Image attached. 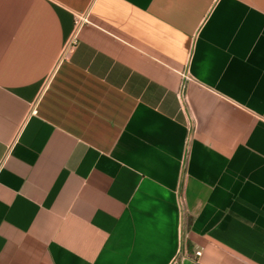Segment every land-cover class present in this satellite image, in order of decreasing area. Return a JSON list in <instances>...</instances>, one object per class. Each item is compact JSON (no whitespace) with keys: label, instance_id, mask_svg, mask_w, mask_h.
<instances>
[{"label":"crops","instance_id":"obj_1","mask_svg":"<svg viewBox=\"0 0 264 264\" xmlns=\"http://www.w3.org/2000/svg\"><path fill=\"white\" fill-rule=\"evenodd\" d=\"M0 264H264V0H0Z\"/></svg>","mask_w":264,"mask_h":264},{"label":"built area","instance_id":"obj_2","mask_svg":"<svg viewBox=\"0 0 264 264\" xmlns=\"http://www.w3.org/2000/svg\"><path fill=\"white\" fill-rule=\"evenodd\" d=\"M73 44H74V39H73V37H72V38L69 39V41H68L67 43L64 44L63 49H62V53H61L60 57H63L64 54L67 52L68 48H69L71 45H73ZM199 253H200V252H199L198 250H195V251H194V254H195V255H199Z\"/></svg>","mask_w":264,"mask_h":264}]
</instances>
